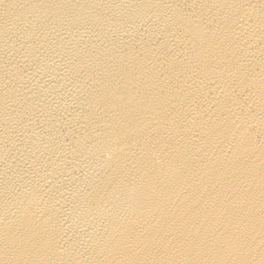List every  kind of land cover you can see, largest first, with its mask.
Wrapping results in <instances>:
<instances>
[{
    "label": "bare ground",
    "instance_id": "1",
    "mask_svg": "<svg viewBox=\"0 0 264 264\" xmlns=\"http://www.w3.org/2000/svg\"><path fill=\"white\" fill-rule=\"evenodd\" d=\"M0 264H264V0H0Z\"/></svg>",
    "mask_w": 264,
    "mask_h": 264
}]
</instances>
